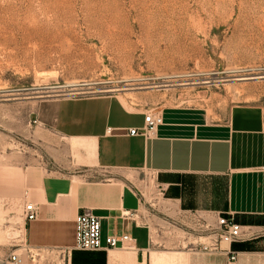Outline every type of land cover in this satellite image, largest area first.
<instances>
[{
  "label": "rangeland",
  "instance_id": "obj_1",
  "mask_svg": "<svg viewBox=\"0 0 264 264\" xmlns=\"http://www.w3.org/2000/svg\"><path fill=\"white\" fill-rule=\"evenodd\" d=\"M103 96L220 120L235 106L264 111V0H0V188L19 153L30 164L45 143L59 145L39 129L38 104ZM143 195L154 236L214 233L153 188ZM10 204L0 200L1 255L25 244Z\"/></svg>",
  "mask_w": 264,
  "mask_h": 264
},
{
  "label": "crops",
  "instance_id": "obj_2",
  "mask_svg": "<svg viewBox=\"0 0 264 264\" xmlns=\"http://www.w3.org/2000/svg\"><path fill=\"white\" fill-rule=\"evenodd\" d=\"M150 112L117 96L38 104L39 129L59 145L45 143L30 164L19 153L9 184L0 188L3 206L11 203L21 218L25 244L18 253L31 249L42 264H264V111L235 106L220 120L170 108L155 112L162 122L152 137L130 136ZM151 188L177 213L215 224L231 217L242 239L212 249L213 233L192 242L154 236L143 195ZM28 203L36 209L32 222L25 219ZM81 212L100 218L103 247L106 237L127 234L130 248L69 252Z\"/></svg>",
  "mask_w": 264,
  "mask_h": 264
},
{
  "label": "built area",
  "instance_id": "obj_3",
  "mask_svg": "<svg viewBox=\"0 0 264 264\" xmlns=\"http://www.w3.org/2000/svg\"><path fill=\"white\" fill-rule=\"evenodd\" d=\"M162 119L159 113L150 112L145 115L144 126L142 129H130V136L142 135L146 138L152 137L157 127L161 124ZM25 219L32 222L36 219V209L31 203L26 204L24 208ZM74 226V243L69 249L72 251L96 252L102 249H126L132 245V238L127 234L111 235L106 237L105 246H102L101 237V220L90 212H81L73 220ZM216 242L210 246L216 249L218 244H232L242 239L241 227L234 222L231 217H218L214 233ZM207 248H204L206 250ZM38 254L31 249H26L25 253L10 252L0 254V264H36ZM231 262L235 260L232 256Z\"/></svg>",
  "mask_w": 264,
  "mask_h": 264
}]
</instances>
